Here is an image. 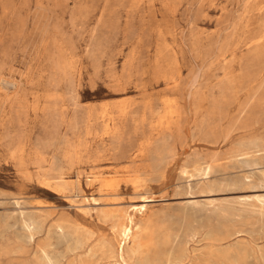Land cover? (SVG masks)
I'll return each instance as SVG.
<instances>
[{"label":"rangeland","instance_id":"obj_1","mask_svg":"<svg viewBox=\"0 0 264 264\" xmlns=\"http://www.w3.org/2000/svg\"><path fill=\"white\" fill-rule=\"evenodd\" d=\"M0 264H264V0H0Z\"/></svg>","mask_w":264,"mask_h":264},{"label":"bare ground","instance_id":"obj_2","mask_svg":"<svg viewBox=\"0 0 264 264\" xmlns=\"http://www.w3.org/2000/svg\"><path fill=\"white\" fill-rule=\"evenodd\" d=\"M202 165V164H201ZM207 168V167H206ZM202 169V168H201ZM204 170V169H203ZM205 172V171H204ZM198 174V173H197ZM202 175V174H201ZM190 176V175H189ZM110 182V181H109ZM144 187V186H143ZM187 205V204H186ZM201 206V205H200ZM144 207V205H141L140 207H139V209L141 210L142 208ZM183 212V211H182ZM127 219H129V221H130V223L132 224V218L130 217V218H124V216L123 215H121V217H120V221H119V223L117 224V230H118V232H119V234L122 236V237H125V238H131V236H132V239H133V241L135 240L134 238V233H133V230H132V225L131 224H129L126 220ZM184 221V220H183ZM136 232V231H135ZM140 233H141V231H140ZM211 233V232H210ZM146 243V242H145ZM131 253H133V252H131ZM121 257V256H120ZM47 258V257H46ZM121 258H123V255H122V257ZM48 259H49V257H48ZM47 259V260H48ZM46 260V261H47ZM49 261H50V259H49ZM123 261V260H122ZM48 263H50V262H48Z\"/></svg>","mask_w":264,"mask_h":264}]
</instances>
